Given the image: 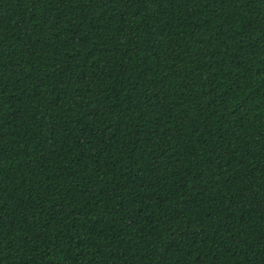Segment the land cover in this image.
<instances>
[{"label": "trees", "instance_id": "1", "mask_svg": "<svg viewBox=\"0 0 264 264\" xmlns=\"http://www.w3.org/2000/svg\"><path fill=\"white\" fill-rule=\"evenodd\" d=\"M0 264H264V0H0Z\"/></svg>", "mask_w": 264, "mask_h": 264}]
</instances>
